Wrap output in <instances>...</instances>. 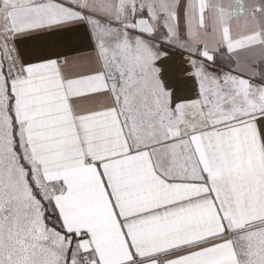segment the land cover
<instances>
[{"label": "snow or ice", "instance_id": "snow-or-ice-1", "mask_svg": "<svg viewBox=\"0 0 264 264\" xmlns=\"http://www.w3.org/2000/svg\"><path fill=\"white\" fill-rule=\"evenodd\" d=\"M0 264H264V0H0Z\"/></svg>", "mask_w": 264, "mask_h": 264}]
</instances>
